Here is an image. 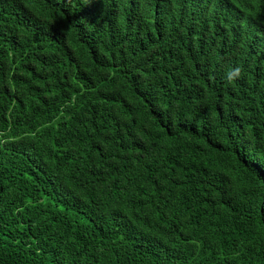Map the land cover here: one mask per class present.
Returning a JSON list of instances; mask_svg holds the SVG:
<instances>
[{
	"label": "trees",
	"instance_id": "obj_1",
	"mask_svg": "<svg viewBox=\"0 0 264 264\" xmlns=\"http://www.w3.org/2000/svg\"><path fill=\"white\" fill-rule=\"evenodd\" d=\"M0 264H264V0H0Z\"/></svg>",
	"mask_w": 264,
	"mask_h": 264
},
{
	"label": "clouds",
	"instance_id": "obj_2",
	"mask_svg": "<svg viewBox=\"0 0 264 264\" xmlns=\"http://www.w3.org/2000/svg\"><path fill=\"white\" fill-rule=\"evenodd\" d=\"M240 74H241V68L240 67H236L234 70L229 72L228 79L232 80L234 78H238L240 76Z\"/></svg>",
	"mask_w": 264,
	"mask_h": 264
}]
</instances>
